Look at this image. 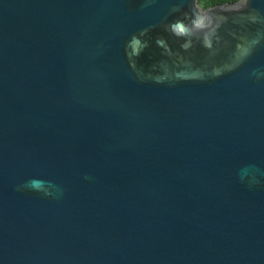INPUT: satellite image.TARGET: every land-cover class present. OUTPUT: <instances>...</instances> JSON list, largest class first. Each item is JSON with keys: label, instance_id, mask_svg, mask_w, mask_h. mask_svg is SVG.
Segmentation results:
<instances>
[{"label": "water", "instance_id": "95a60500", "mask_svg": "<svg viewBox=\"0 0 264 264\" xmlns=\"http://www.w3.org/2000/svg\"><path fill=\"white\" fill-rule=\"evenodd\" d=\"M0 264H264V0H0Z\"/></svg>", "mask_w": 264, "mask_h": 264}, {"label": "trees", "instance_id": "16d2710c", "mask_svg": "<svg viewBox=\"0 0 264 264\" xmlns=\"http://www.w3.org/2000/svg\"><path fill=\"white\" fill-rule=\"evenodd\" d=\"M239 0H199V4L204 8L208 9L214 6L223 5Z\"/></svg>", "mask_w": 264, "mask_h": 264}]
</instances>
